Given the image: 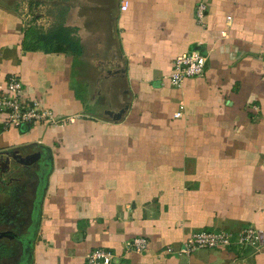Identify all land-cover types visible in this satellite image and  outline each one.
I'll use <instances>...</instances> for the list:
<instances>
[{"label":"crops","instance_id":"crops-1","mask_svg":"<svg viewBox=\"0 0 264 264\" xmlns=\"http://www.w3.org/2000/svg\"><path fill=\"white\" fill-rule=\"evenodd\" d=\"M59 26L81 54L41 45ZM193 51L203 75L173 86L174 58ZM10 74L76 119L0 115V174L35 198L32 236L2 264H85L97 247L116 264H264V245L166 251L196 230H264V0H0V82Z\"/></svg>","mask_w":264,"mask_h":264},{"label":"built area","instance_id":"built-area-1","mask_svg":"<svg viewBox=\"0 0 264 264\" xmlns=\"http://www.w3.org/2000/svg\"><path fill=\"white\" fill-rule=\"evenodd\" d=\"M127 7L128 2L124 1L122 9ZM206 9L207 5L204 2L197 6L196 18L201 25L205 24ZM227 18L228 21L231 20V16ZM206 60V55L199 51L177 55L169 75L171 84L180 87L186 77L203 75ZM24 88L23 80L16 74H10L4 83L0 82V115L6 116V119H3L6 125L15 128L37 123L53 126L75 121V116H59L54 110L44 106L39 99L27 97ZM175 115L179 117L181 112H176ZM263 245L264 230L249 226L239 232L226 229L196 230L189 234L178 249L169 246L166 251L188 255L201 248L257 249ZM146 246L147 240L144 237H135L127 248L141 253L145 251ZM85 264H116V255L110 249L97 247L87 253Z\"/></svg>","mask_w":264,"mask_h":264},{"label":"rangeland","instance_id":"rangeland-1","mask_svg":"<svg viewBox=\"0 0 264 264\" xmlns=\"http://www.w3.org/2000/svg\"><path fill=\"white\" fill-rule=\"evenodd\" d=\"M30 190V185L25 182L14 183L5 175L0 174V264L10 254L18 253L20 239L32 236L30 229H20L24 222L30 224L35 217L29 206L35 202V198H27L26 195ZM2 236L3 239H1Z\"/></svg>","mask_w":264,"mask_h":264},{"label":"trees","instance_id":"trees-1","mask_svg":"<svg viewBox=\"0 0 264 264\" xmlns=\"http://www.w3.org/2000/svg\"><path fill=\"white\" fill-rule=\"evenodd\" d=\"M72 32V29L68 27L59 26L49 33L40 35L38 41L41 42V45L47 50L60 49L62 45H66L71 51L81 54L82 47L79 37L76 33ZM54 44L57 45L56 48L53 47Z\"/></svg>","mask_w":264,"mask_h":264}]
</instances>
